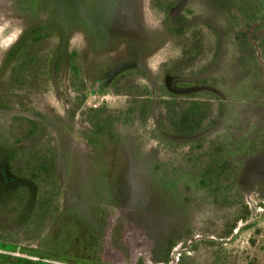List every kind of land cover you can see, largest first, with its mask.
Instances as JSON below:
<instances>
[{
    "label": "rangeland",
    "instance_id": "1",
    "mask_svg": "<svg viewBox=\"0 0 264 264\" xmlns=\"http://www.w3.org/2000/svg\"><path fill=\"white\" fill-rule=\"evenodd\" d=\"M0 264H264V0H0Z\"/></svg>",
    "mask_w": 264,
    "mask_h": 264
},
{
    "label": "trees",
    "instance_id": "2",
    "mask_svg": "<svg viewBox=\"0 0 264 264\" xmlns=\"http://www.w3.org/2000/svg\"><path fill=\"white\" fill-rule=\"evenodd\" d=\"M8 160L10 161V156L8 157ZM33 177H36V178H38L37 176H34V175H33ZM37 180H38V179H37ZM42 199H43V198H42Z\"/></svg>",
    "mask_w": 264,
    "mask_h": 264
}]
</instances>
